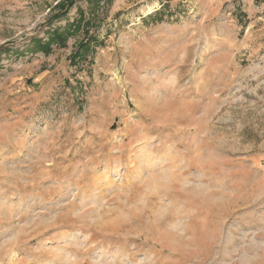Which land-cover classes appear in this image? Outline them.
Segmentation results:
<instances>
[{
	"label": "rangeland",
	"instance_id": "obj_1",
	"mask_svg": "<svg viewBox=\"0 0 264 264\" xmlns=\"http://www.w3.org/2000/svg\"><path fill=\"white\" fill-rule=\"evenodd\" d=\"M60 1L0 0V264H264V0Z\"/></svg>",
	"mask_w": 264,
	"mask_h": 264
},
{
	"label": "trees",
	"instance_id": "obj_2",
	"mask_svg": "<svg viewBox=\"0 0 264 264\" xmlns=\"http://www.w3.org/2000/svg\"><path fill=\"white\" fill-rule=\"evenodd\" d=\"M75 4V0H62L56 5V9L58 10V13L55 14L52 18V21H57L58 19L64 17L66 13L73 7ZM81 24L75 23L70 25L69 28L72 30H80ZM65 33H60L58 30L53 31L50 34L49 39L46 42H42L41 40H37V46L39 47V50L44 53H49L51 51V45L56 43V46H64V40H65ZM90 41L86 40L80 43L79 48L75 50V52L72 53L71 58L74 61H78L83 57V51H87L89 49Z\"/></svg>",
	"mask_w": 264,
	"mask_h": 264
}]
</instances>
